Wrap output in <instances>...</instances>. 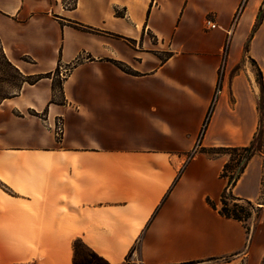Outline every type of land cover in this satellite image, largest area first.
I'll return each instance as SVG.
<instances>
[{
    "label": "crops",
    "instance_id": "1",
    "mask_svg": "<svg viewBox=\"0 0 264 264\" xmlns=\"http://www.w3.org/2000/svg\"><path fill=\"white\" fill-rule=\"evenodd\" d=\"M67 1L0 0L9 60L25 76L60 66L62 83L54 102L52 76L0 103V264H74L77 239L110 264H261L264 208L249 244L207 203L227 159L194 152L256 134L246 62L231 70L248 45L264 77V0ZM263 169L253 157L234 195L258 202Z\"/></svg>",
    "mask_w": 264,
    "mask_h": 264
},
{
    "label": "trees",
    "instance_id": "2",
    "mask_svg": "<svg viewBox=\"0 0 264 264\" xmlns=\"http://www.w3.org/2000/svg\"><path fill=\"white\" fill-rule=\"evenodd\" d=\"M79 60L76 61L69 69H73L74 67L78 66ZM0 65H2L5 69H9L13 75L12 78L16 79L17 82H19V85L16 87L18 89H22L24 84L28 82L30 79L33 80L32 83L34 84L39 79L47 77L50 78L52 76L57 77L60 73V66L56 69L54 73H49L45 76H25L23 75L20 70L9 60L7 57L3 43L0 39ZM123 70L126 73L132 74V72L129 69L123 68ZM263 87V81L261 78V84ZM55 81L53 83V91L55 92ZM62 88L61 80L59 79V89ZM16 96V95H14ZM13 95L9 97H2L0 98V103L6 99L14 97ZM55 97L53 98L54 102ZM213 111V105L210 107L208 115L206 117L204 128L202 129L201 135L204 133L209 118L211 116V113ZM262 136V132L260 129L256 132L253 140L251 143L247 146L243 147H211V148H201L200 150H196L194 154L196 153H202L207 155L210 158H220L223 156H230L229 160L226 162V164L223 167V170L221 172L220 177L222 179H225L227 182V185L224 189V192L222 193L220 203L217 204L216 202L212 201L210 198L207 199V203L218 213L228 219H232L235 221H238L242 223L244 226L249 244L253 239L254 233L256 231V227L258 223L261 220L260 213L256 209L255 204L247 199L237 197L234 195V188L237 186L239 180L241 179L242 175L244 174L246 168L248 167L250 161L253 157L256 155H263V152L261 151V148L259 147L260 137ZM262 187L264 188V183L262 182ZM80 244L86 248L89 251V258H88V264H98L96 261H100L102 264H110L105 259L100 257L98 254H96L94 251H92L82 240H79ZM77 245H74V264H77L76 257H77ZM221 261H229L228 258H212L206 261H194L190 263L185 264H215ZM264 263V259L262 260V263Z\"/></svg>",
    "mask_w": 264,
    "mask_h": 264
},
{
    "label": "rangeland",
    "instance_id": "3",
    "mask_svg": "<svg viewBox=\"0 0 264 264\" xmlns=\"http://www.w3.org/2000/svg\"><path fill=\"white\" fill-rule=\"evenodd\" d=\"M67 3L70 5H73L74 0H68ZM245 50L248 52V45L245 47ZM247 52L244 51L242 53V57H243L242 60L243 61L240 64H238L237 67L232 68L231 73L234 74V73L238 72V70L240 68L243 69L244 62H246L247 75H248V77L251 78L252 90H254L256 92V102H257V109H258V114H259V123H258L257 131H258V129H260L262 132V136L260 137L259 147L261 148L263 155H256V156H260V157L263 156V158H264V77H263V73L260 70V68L258 67L257 63L254 60H252L250 57H245V53H247ZM162 56H164V55H162ZM243 70H245V69H243ZM61 71H62V74H60V75H62V76H63V73H64V75L68 74V69L64 68V69H61ZM221 71H222V69H221ZM11 75H13V73L9 69L4 70V67L2 65H0V98L9 97L11 95L14 96V95H17L18 93H20V91H21V89L16 88L19 85V82H17L16 79H13ZM261 78L263 81V87L260 85L261 84ZM54 81L56 84V87H55L56 100H60L61 96L59 93L60 92L59 78L55 77ZM32 82H33V80L30 79L24 85H28L29 83H32ZM218 95L219 94H217V91H216V98ZM213 102H215V99ZM9 114L10 115L14 114L15 116H19L18 113L16 112V110H14V109L10 110ZM25 116L30 118V119H34L38 123V125H36L38 127V129H42V128L47 127V124L45 122L46 112H43L41 114H37V113H34L32 111H26ZM203 128H204V126H203ZM58 133H60V132H58ZM192 156H193V153H190L187 157V160H189ZM223 157L226 158L227 161L230 158V156H223ZM262 182L264 183V169H263ZM246 190L250 191L249 187H246ZM254 204L256 206V209L260 213V216L262 217V214H263L262 209L264 208V188L263 187H261V195H260L258 202H255ZM74 245H77V248H78L77 249L78 250L77 251V257H76L77 264H88L89 251L80 244L79 239L74 241ZM96 263L102 264L98 260L96 261ZM121 264H142V263L140 261L132 262L130 259H126V261H124Z\"/></svg>",
    "mask_w": 264,
    "mask_h": 264
},
{
    "label": "built area",
    "instance_id": "4",
    "mask_svg": "<svg viewBox=\"0 0 264 264\" xmlns=\"http://www.w3.org/2000/svg\"><path fill=\"white\" fill-rule=\"evenodd\" d=\"M205 27H206V29H208V30H213V29L218 28V27H217V24L215 23V21L212 20V19H210V18H207V19L205 20ZM219 93H220V89H217V94H219ZM62 130H63V127H62V124H60V125L58 126V132L61 133Z\"/></svg>",
    "mask_w": 264,
    "mask_h": 264
}]
</instances>
